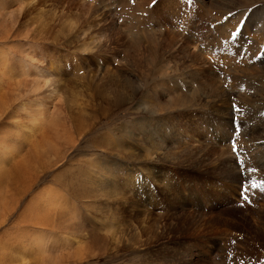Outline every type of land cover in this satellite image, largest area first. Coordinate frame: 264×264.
<instances>
[{"label":"rangeland","instance_id":"374dc122","mask_svg":"<svg viewBox=\"0 0 264 264\" xmlns=\"http://www.w3.org/2000/svg\"><path fill=\"white\" fill-rule=\"evenodd\" d=\"M0 117V264H264V0H0Z\"/></svg>","mask_w":264,"mask_h":264},{"label":"bare ground","instance_id":"6f19581e","mask_svg":"<svg viewBox=\"0 0 264 264\" xmlns=\"http://www.w3.org/2000/svg\"><path fill=\"white\" fill-rule=\"evenodd\" d=\"M114 51H115V50H114ZM164 87H165V86H164ZM25 110H27L26 112H27L28 115L33 114V111H31L30 109H28V107H26ZM4 112H5V111H4ZM26 112H25V113H26ZM2 113H3V112H2ZM27 114H26V115H27ZM24 115H25V114H24ZM2 117H3V116H2ZM39 117H40V121H42L43 125H44V122H45V124H46V122H47L48 119H49V116H48V114H47V111H46V112L44 111V113H43L41 116H39ZM33 118H34V116H33ZM0 119H1V117H0ZM0 123H1V121H0ZM48 123H49V122H48ZM48 123H47V124H48ZM44 126H46V125H44ZM46 135H47V134H46ZM16 136H17V135H16ZM10 137H11V136H10ZM22 138H24V137H22ZM27 140H28V139H27ZM16 142H17V141H16ZM16 142H13V143H16ZM13 143H10V141H6V139H0V150L2 151V152H0V155H1V156H0V164H1V162H2L1 160H3V159H5V160L7 159L6 162H9V161H10V162H16V163H17V162H20V160H18V159H20V157H21L20 154H22V152H23V150H22L21 148L18 147L19 149H17V148L15 147V146H16V145H15L14 147L17 149V151H16L15 148L12 147V148H14V150H15V153H13V154L10 153V152L12 151V149H11V150H6V149H10V146H13V145H12ZM17 144H18V143H17ZM21 145H22V148H23V144H21ZM19 146H20V145H19ZM20 147H21V146H20ZM23 149H24V148H23ZM4 150H6L7 152H4ZM13 152H14V151H13ZM29 155H30V154H29ZM29 157H30V156H29ZM21 160H22V159H21ZM46 162H47V161H46ZM25 163H26V162H24V164H25ZM29 163H30V161H29ZM32 163H33V162H32ZM56 163H57V162H56ZM14 164H15V163H14ZM18 164H19V163H18ZM24 164H23V165H24ZM27 164H28V163H27ZM51 164H52V163H51ZM34 165H35V164H34ZM15 166H17V165H15ZM51 166H52V165H51ZM3 167H4V166H3ZM18 167H19V166H18ZM24 167H25V165H24ZM28 167H29V166H28ZM33 167H34V166H33ZM35 167H36V166H35ZM16 168H17V167H16ZM2 169H3V168H2ZM4 169H5V168H4ZM20 169H21V168L19 167V169H16V171L14 172V174H15L16 176H17V174H16L17 170L19 171ZM27 169H28V168H27ZM37 169H38V168H37ZM7 170H8V169H7ZM22 170H23V168H22ZM24 170H25V169H24ZM26 171H27V170H26ZM28 171H29V169H28ZM28 171H27V172H28ZM31 171H32V170H31ZM8 172H11V171L8 170ZM8 172H6V170H5V173L2 174V175H3V176H4V175L9 176V173H8ZM27 172H26V174H27ZM34 172H35V171H34ZM39 172H40V171H39ZM39 172H38V170H37L36 173H39ZM20 173H21V170L19 171L18 175H19ZM22 173H23V172H22ZM29 173H30V172H28V174H29ZM31 173L33 174V172H31ZM31 173H30V174H31ZM36 173L33 174V176L27 174V175L29 176V178L26 180V181H28V184H32V185H33V182H34L35 180L38 181L37 177H38L39 175L36 174ZM40 173H41V172H40ZM43 173H44V172H43ZM11 174H12V173H11ZM11 174H10V176H11ZM14 174H12L13 176L9 177L10 180H12V182L14 181V178H15L16 180H18V181L22 179V178L20 179V177H18V176H17V177H14V176H15ZM44 175H45V174H44ZM21 176H23V174H22ZM25 176H26V175H25ZM25 176H23V178H24ZM28 176H26V177H28ZM26 177H25V178H26ZM41 177H42V175H41ZM6 179H7V177H6ZM10 180H8V181L11 182ZM22 181H23V179H22ZM9 182H8V183H9ZM8 183H7V184H8ZM23 183H24V182H23ZM23 183H22V184H23ZM25 183H26V182H25ZM25 183H24V186L26 185V187H29V188H27L28 191H29V189L32 188V187L27 186L28 184H25ZM35 183H36V182H35ZM0 184H1V183H0ZM7 184H6V185H7ZM12 185H13V184L11 183L10 188H12ZM18 185H19V184H18ZM34 185H35V184H34ZM7 186H8V185H7ZM19 186H20V185H19ZM24 186H23V187H24ZM26 187H25V188H26ZM33 188H34V186H33ZM0 189H1V188H0ZM4 189H5V188H4ZM14 189H16V188H14V186H13V189H12V190H9L8 192H10V191L13 192ZM19 189H20V188H19ZM21 189H22V188H21ZM27 189H25V190H27ZM25 190H24V191H25ZM32 190H33V189H32ZM34 190H35V189H34ZM34 190H33V191H34ZM43 190H44V189H43ZM0 191H1V190H0ZM2 191H3V190H2ZM14 191H15V190H14ZM17 191L19 192L20 195H22V194H24V193L26 192V191H25V192L23 193V192L21 191V192H22V193H21L19 190H17ZM28 191H27V192H28ZM41 191H42V190H41ZM44 191H45V190H44ZM3 192H4V191H3ZM8 192L6 191L5 193H8ZM10 193H11V192H10ZM30 193H31V192H30ZM3 194H4V193H3ZM11 194L17 196V197L15 196V197H16V200L19 198V197H18L19 194H18V195H17L16 193H14V194L11 193ZM25 194H26V193H25ZM5 195H6V194H5ZM7 195H8V194H7ZM12 195H10V196L8 195V196H9V198L12 197V198H13L12 202H14V197H13ZM44 195H45V193H44ZM57 195H58V194H57ZM47 196H48V195H47ZM47 196H46V197L44 196L45 199H47ZM33 197H34V196H33ZM40 197H41V196H40ZM2 198H3V197H2ZM9 198H7V200H10ZM38 198H39V197H38ZM41 198H43V197H41ZM50 198H51V197H50ZM55 198H56V197H55ZM16 200H15V201H16ZM31 200H32V199H31ZM33 200H34V199H33ZM43 200H44V198H43ZM43 200H42V203H40L41 201L38 200V202L40 203V204L38 203L39 205H35V206H34L35 203H33V206H34V207H33V206H31L32 208L29 207V211H30V215L33 213V211H34V215H36V214L39 215V214L42 212L43 215H42V214H41V215L44 216L42 220H44V218H46V220H47V222H48V225H47V226H49V224H52L54 221H56V218H57V219L60 218L61 215H60V214L58 215V213H56V212L54 213V211H52L53 209L51 210V208H52L51 205L53 206L55 203L51 204V203H52V201H50L51 199H50V200L48 199V200L51 202V203H49V201H48V203L51 204V205H49L48 203L46 204V205L50 206V207H49L50 209L47 207V208H48V210H47L48 213L45 212V214L47 213L48 216H45V214H44L43 212L46 211L47 208L44 207V206H45V203H44V206L42 207ZM55 200H57V198L54 199V202H55ZM60 200H61V199H60ZM60 200H59V201H60ZM0 201H1V204H3V205H4V203H5L4 206H3V205L1 206V207H2L1 211H3V210H4L3 207H4L5 209L7 208V207H6V202H5L6 200L3 201L2 199H0ZM17 201H18V200H17ZM17 201H16V202H17ZM12 202H11V203H12ZM16 202H15V203H16ZM44 202H45V200H44ZM15 203H12V205L15 204ZM31 203H32V202H31ZM56 203H57V202H56ZM7 204H8V202H7ZM60 204H61V203H60ZM15 205H16V204H15ZM29 205H30V204H29ZM57 205H58V204H57ZM55 206H56V205H55ZM55 206H53L54 209L56 208ZM8 207H9V206H8ZM12 207L15 208V206H12ZM25 207H26V206H25ZM45 208H46V209H45ZM9 210H10V211L8 212V215H9L10 212H11V208H10V207H9ZM49 210L52 211V214H51V212H50V214H51L50 217H49V215H50V214H49ZM6 211H8V209H6ZM35 211H36V214H35ZM39 211H40V213H39ZM5 213L7 214V212L4 211L3 214H5ZM0 214L2 215V213H0ZM14 214H16V213H14ZM1 215H0V216H1ZM27 215H29V214H27ZM41 215H39V216H41ZM3 216H5V215H3ZM3 216H1V218H3ZM12 216H13V215H12ZM17 216H18V215H17ZM5 217H6V216H5ZM19 217H21V216H19ZM35 217H36V216H35ZM48 217H49V218H48ZM72 217H73V216H72ZM6 218H7V217H6ZM6 218H3V219H5V220L0 219V220L2 221L1 224H2V223L4 224V222H6ZM8 218H9V217H8ZM14 218H15V217H14ZM30 218H31V216H30ZM37 218H38V217H37ZM40 218H42V217H39V220H40ZM145 218H146V217H145ZM24 219H25V218H24ZM15 220H16V218H15ZM15 220H14V221H15ZM7 221H8V220H7ZM10 221H11V220H10ZM10 221H9V222H10ZM16 221H17V220H16ZM59 221H60V220H59ZM59 221H57V222L59 223ZM9 222H8V223H9ZM23 222H25V221H21L22 224H23ZM35 222H36V223H35ZM37 222H38V224H37ZM40 222H41V221H40ZM40 222L38 221V219L35 218V219H30L29 222H28V224L24 223L25 225H24V224H23V225L26 226L28 229H29V228H34L35 230L38 231V233H43V231H45V230L42 229L43 227L39 225ZM6 223H7V222H6ZM6 223H5V224H6ZM12 223H13V222H12ZM21 223H20V224H21ZM42 223L44 224L43 221H42ZM42 223H41V224H42ZM55 223H56V222H55ZM55 223H54V224H55ZM3 224H2V225H3ZM52 225H53V224H52ZM20 226H21V225H20ZM14 227H15V226H14ZM16 227H17V226H16ZM44 227H45V226H44ZM58 227H59V225H58ZM58 227H57V228H58ZM23 228H24V227H23ZM51 228H52V227H51ZM51 228H49V229H51ZM53 228H54V226H53ZM8 229H9V228H8ZM14 229H15V228H14ZM18 229H19V227H18ZM52 230H54V229H52ZM20 231H23V230H20ZM34 232H35V231H34ZM65 232H69V231H65ZM22 233H23V232H22ZM32 233H33V231H32ZM38 233H37V234H38ZM33 234H34V233H33ZM33 234H32V235H33ZM52 234H53V233H52ZM57 234H58V233H57ZM69 234H70V233H69ZM32 235H31V236H32ZM53 235H54V234H53ZM70 235H72V234H70ZM33 236H34V235H33ZM33 236H32V237H33ZM35 236H36V235H35ZM19 237H20V235H19ZM19 237H18V238H19ZM58 237H59V236H58ZM67 237H68V236H67ZM70 237H71V236H70ZM15 238H16V237H15ZM15 238H14V240H15ZM34 238H35V237H34ZM52 238H53V237H52ZM36 239H37V240H36L35 243H33L34 241L32 240V241H33L32 244L35 246V250H33V252H34L35 255H37V256H42V255H43L42 257H45L44 254H46V253H48V252L50 251V249H49V245H48V244H47V249L45 248V246H46V245H45V242H46V235L44 234V237L42 238V237H40V235L38 234V236L36 237ZM69 239H70V238H69ZM54 240H55V243H56L57 239H54ZM16 241H19V240H16ZM20 241H21V240H20ZM30 241H31V240H30ZM76 241H78V240H76ZM8 242H10V241H8ZM11 242H12V241H11ZM48 242H49V241H48ZM13 243H14V242H13ZM16 243H17V242H16ZM16 243H15V244H16ZM9 244H10V243H9ZM15 244H13V245H14L13 247H12V246L10 247L11 252H12V253H13V252H20V253L22 252V253L24 254V251H25L26 249L23 250V249L21 248V245L19 246L18 244H17L18 247H17V245H16V247H15ZM4 245H5V248L7 249L8 244H4ZM28 245H29V244H28ZM33 245H31V246H32L31 248H33ZM69 245H70V243H62L61 248H65V249H66ZM23 246H25V245L23 244ZM70 247H71V245H70ZM3 248H4V247H3ZM8 248H9V247H8ZM57 248H58V247H57ZM168 248H169V247H168ZM195 248H196V247H195ZM6 249H5V250H6ZM65 249H64V250H65ZM58 250H59V249H58ZM66 250H67V249H66ZM31 251H32V250H31ZM7 252H8V249H7ZM25 252H26V253H30V252H28V251H25ZM55 252H56V251H55ZM57 252H59V251H57ZM61 252H62V251H61ZM8 254H10V251L7 253V255H8ZM14 254H15V253H13V254H11V255H14ZM30 254H31V253H30ZM52 254H53V253H52ZM57 254H58V253H57ZM71 254H72V253H71ZM165 254H166V253H165ZM167 254H169V253H167ZM175 254H176V253H175ZM180 254H181V253H180ZM3 255H4V253H3ZM17 255H19V254L17 253L16 256H17ZM178 255H179V253H178ZM14 256H15V255H14ZM20 256H21V255H20ZM26 256H27V255H26ZM47 256H48V254H47ZM47 256H46V257H47ZM52 256H53V255H52ZM52 256H51V253H50L49 257H52ZM69 256H70V255H69ZM169 256H170V254H169ZM173 256H174V255H173ZM5 257H6V256H5ZM28 257H29V256H28ZM42 257H41V258H42ZM58 257H59V256H58ZM177 257H179V256H177ZM8 258H11V257H8ZM12 258H13V257H12ZM12 258H11L10 260H12ZM35 258H36V257H35ZM70 258H71V256H70ZM4 259H5V258H4ZM4 259H2V261H3ZM16 259H17V258H16ZM16 259H15V261H16ZM18 259H19V258H18ZM23 259H27V258H24V257H23ZM28 260H29V259H28ZM43 260H44V259H43ZM46 260H47V258L45 259V261H46ZM48 260H49V259H48ZM51 260L53 261V258H52ZM180 260H181V259H180ZM7 261L9 262V260H7ZM17 261H18V260H17ZM26 261H27V260H26ZM39 261H40V260H39ZM10 262L12 263L13 261H10ZM22 262H23V261H22ZM49 262H50V260L48 261V263H49ZM185 262H186V261H185ZM3 263H4V262H3ZM23 263H24V262H23ZM26 263H28V262H26ZM41 263H42V262H41ZM173 263H175V262H173ZM5 264H6V263H5ZM12 264H13V263H12ZM14 264H15V263H14ZM42 264H43V263H42ZM46 264H47V263H46ZM182 264H183V263H182Z\"/></svg>","mask_w":264,"mask_h":264},{"label":"snow or ice","instance_id":"6c2138e0","mask_svg":"<svg viewBox=\"0 0 264 264\" xmlns=\"http://www.w3.org/2000/svg\"><path fill=\"white\" fill-rule=\"evenodd\" d=\"M243 191H244V192H247L248 190H247V188H244ZM243 199H244V200H247L248 197H247V196H243Z\"/></svg>","mask_w":264,"mask_h":264}]
</instances>
